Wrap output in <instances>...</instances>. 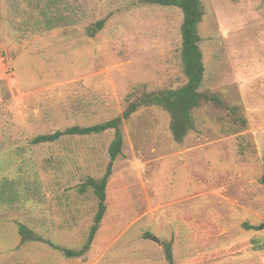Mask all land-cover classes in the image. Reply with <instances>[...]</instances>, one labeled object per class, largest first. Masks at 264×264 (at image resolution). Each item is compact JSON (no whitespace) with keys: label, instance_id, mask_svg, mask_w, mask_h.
I'll return each instance as SVG.
<instances>
[{"label":"rangeland","instance_id":"obj_1","mask_svg":"<svg viewBox=\"0 0 264 264\" xmlns=\"http://www.w3.org/2000/svg\"><path fill=\"white\" fill-rule=\"evenodd\" d=\"M200 2L199 92L222 106L192 110L181 141L164 107L121 119L82 261L62 249L87 243L98 200L81 186L104 175L114 132L32 140L184 86L182 13L145 0H0V264H167L170 243L177 264H264V230L242 227L264 222V0ZM20 226L42 241H23Z\"/></svg>","mask_w":264,"mask_h":264},{"label":"trees","instance_id":"obj_2","mask_svg":"<svg viewBox=\"0 0 264 264\" xmlns=\"http://www.w3.org/2000/svg\"><path fill=\"white\" fill-rule=\"evenodd\" d=\"M145 2L163 7H175L182 13L183 18L180 26L182 42L181 62L183 74L186 78L185 85L175 90L143 93L137 100L127 105L122 113V117L89 127L73 126L63 131L37 136L32 140V144L38 145L54 143L65 136L99 135L109 130L114 132V138L108 147L109 162L104 175L98 180L89 178L81 186V192H84L87 188H91L98 200L97 210L94 216V225L91 227L86 245L81 250L71 251L62 249L63 254L68 258L82 256L86 250L90 248L95 235L100 229V224L106 212L105 191L108 179L112 173L113 163L121 154L123 146V137L120 130L121 119L128 120L131 115L141 108L151 106L164 107L171 116V132L177 141H181L184 139L188 131L193 128V121L190 115L192 110L197 109L202 103L207 102L214 103L220 107L222 106V102L217 96L206 95L199 92V88L201 87L204 78L203 56L199 47L201 39L198 35V26L204 15L200 0H145ZM103 24V21H99L96 24L97 29H102ZM260 182L264 184V175L261 177ZM242 227L246 231L260 232L264 230V222L259 225L243 224ZM19 234L22 236L23 241H42L38 237H33L24 226H20ZM28 236L32 237L27 239ZM163 251L167 264H177L171 250V243L164 244Z\"/></svg>","mask_w":264,"mask_h":264},{"label":"crops","instance_id":"obj_3","mask_svg":"<svg viewBox=\"0 0 264 264\" xmlns=\"http://www.w3.org/2000/svg\"><path fill=\"white\" fill-rule=\"evenodd\" d=\"M78 259L80 258L82 261H83V259H85V258H82L81 256L80 257H77ZM103 260V258H102V256H100V257H98L93 263H91V264H99V262L100 261H102ZM57 262L55 261V259L52 261V260H49V263L48 264H56ZM59 264H61V262L59 263Z\"/></svg>","mask_w":264,"mask_h":264},{"label":"water","instance_id":"obj_4","mask_svg":"<svg viewBox=\"0 0 264 264\" xmlns=\"http://www.w3.org/2000/svg\"><path fill=\"white\" fill-rule=\"evenodd\" d=\"M153 241L156 242L158 245H160V243L156 239H153Z\"/></svg>","mask_w":264,"mask_h":264}]
</instances>
